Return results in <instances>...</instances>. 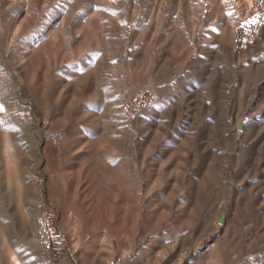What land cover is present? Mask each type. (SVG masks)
Here are the masks:
<instances>
[{
    "label": "rangeland",
    "instance_id": "374dc122",
    "mask_svg": "<svg viewBox=\"0 0 264 264\" xmlns=\"http://www.w3.org/2000/svg\"><path fill=\"white\" fill-rule=\"evenodd\" d=\"M0 264H264V0H0Z\"/></svg>",
    "mask_w": 264,
    "mask_h": 264
},
{
    "label": "water",
    "instance_id": "95a60500",
    "mask_svg": "<svg viewBox=\"0 0 264 264\" xmlns=\"http://www.w3.org/2000/svg\"><path fill=\"white\" fill-rule=\"evenodd\" d=\"M243 128V122H240L239 123V129H242Z\"/></svg>",
    "mask_w": 264,
    "mask_h": 264
},
{
    "label": "built area",
    "instance_id": "2783aa9c",
    "mask_svg": "<svg viewBox=\"0 0 264 264\" xmlns=\"http://www.w3.org/2000/svg\"><path fill=\"white\" fill-rule=\"evenodd\" d=\"M46 235H48V233H46Z\"/></svg>",
    "mask_w": 264,
    "mask_h": 264
}]
</instances>
